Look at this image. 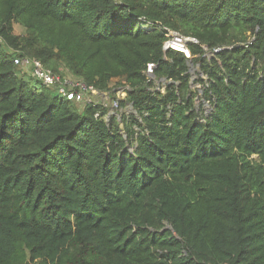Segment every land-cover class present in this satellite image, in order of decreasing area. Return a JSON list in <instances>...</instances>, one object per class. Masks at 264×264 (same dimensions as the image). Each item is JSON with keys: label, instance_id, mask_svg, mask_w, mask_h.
<instances>
[{"label": "trees", "instance_id": "16d2710c", "mask_svg": "<svg viewBox=\"0 0 264 264\" xmlns=\"http://www.w3.org/2000/svg\"><path fill=\"white\" fill-rule=\"evenodd\" d=\"M165 29L197 40L201 97ZM112 83L137 114L107 122ZM0 264H264V0H0Z\"/></svg>", "mask_w": 264, "mask_h": 264}, {"label": "built area", "instance_id": "2783aa9c", "mask_svg": "<svg viewBox=\"0 0 264 264\" xmlns=\"http://www.w3.org/2000/svg\"><path fill=\"white\" fill-rule=\"evenodd\" d=\"M145 28H153L152 23L145 24ZM166 31V42L164 43V51H178L185 54L187 58L193 59L188 44L189 43H197V40L192 38H187L177 32L172 30L165 29ZM181 44V45H180ZM217 49L214 51V54L219 52ZM15 64L24 70L29 76L37 79L43 86L55 89L58 96L66 101H72L78 104L83 105H98L99 103L94 102V96L104 95V98L108 97V93H100L93 86L85 85L81 80L70 81L61 75L55 74L51 69L47 68L40 60L33 59L29 57L16 58L14 60ZM148 76L150 79L151 73L153 72V65L148 66ZM128 87L122 88L119 92L120 99H125L127 96ZM119 100L113 102L111 108L115 111L120 110ZM107 106V102H103V104ZM96 117H99V114H96ZM107 120V117H106Z\"/></svg>", "mask_w": 264, "mask_h": 264}, {"label": "water", "instance_id": "95a60500", "mask_svg": "<svg viewBox=\"0 0 264 264\" xmlns=\"http://www.w3.org/2000/svg\"><path fill=\"white\" fill-rule=\"evenodd\" d=\"M207 56H209V57H213L214 56V52L212 53V52H210V53H208L207 54ZM194 65H193V60L191 59V58H188V69H189V72L191 73V75H192V77L194 76V67H193ZM198 67H200V64H198ZM198 73H199V75H203V73L201 72V70H198ZM151 77L153 78V79H155V76H154V74H153V72L151 73ZM157 83H158V85H159V87H158V90H161L160 88H162L163 87V89L165 88V87H167L169 84H171L172 83V81L171 80H168V79H166V78H161V79H159V80H157ZM191 86L193 87L194 86V84H193V82L191 81ZM199 92L201 93V94H203V91L202 90H199ZM198 101V100H197ZM206 106H207V109L209 110V108H208V105L206 104ZM123 114H137V112H136V110L134 109V106H133V104L132 103H128L126 106H125V108H122V109H120L119 111H115L114 109H110V114H108V116H107V122H109L110 121V119L113 117V116H115V117H117L119 120L121 119V116L123 115ZM108 125H109V123H108ZM124 136L126 137V134H124ZM167 226H166V228H165V230H171V231H173V228L170 226V225H168V224H166ZM173 233H174V235L178 238V236H177V234L173 231Z\"/></svg>", "mask_w": 264, "mask_h": 264}, {"label": "crops", "instance_id": "0c3cea01", "mask_svg": "<svg viewBox=\"0 0 264 264\" xmlns=\"http://www.w3.org/2000/svg\"><path fill=\"white\" fill-rule=\"evenodd\" d=\"M60 75L62 76V77H64V78H66V79H68V80H70V81H77V80H80L78 77H76V76H74L73 74H71L67 69H65L64 67H61L60 68ZM111 87H112V91H117V93H116V97H117V100H119L120 99V97H119V92H120V90L122 89V87H116V84L115 83H112L111 84ZM158 87H159V85H158V83H157V81H155V89L156 90H158ZM93 100H94V102H96V103H99V104H103V102H109V104H110V97H109V93H108V97H106V98H104V95H100V96H94L93 97ZM121 100V99H120ZM114 102V101H113ZM113 102L111 103V105L113 104ZM81 109H83L84 107L82 106V107H80ZM110 109H111V107H110ZM110 109H109V113L108 114H110ZM120 109H122V108H120ZM80 110V109H79ZM126 115H130V114H126ZM121 126V125H120Z\"/></svg>", "mask_w": 264, "mask_h": 264}, {"label": "rangeland", "instance_id": "374dc122", "mask_svg": "<svg viewBox=\"0 0 264 264\" xmlns=\"http://www.w3.org/2000/svg\"><path fill=\"white\" fill-rule=\"evenodd\" d=\"M14 29H15V34L21 35V36H25L26 35V29L21 24H15L14 25ZM208 53L209 52H207V54ZM207 57H209V56H207ZM209 58H212V57H209ZM192 60H193V65H194L193 66L194 67V69H193L194 70L193 71L194 72V76L191 78V81L194 84V86L192 88L194 89V91H198V94L201 97L202 94L199 92V90H202L204 92L203 86L201 84H195V82L197 81L198 77H202L204 80L207 81V77L204 74L203 75H199V73H198V70H200V67H198L199 63L197 64V63L194 62V59H192ZM160 89H161V92L164 93L166 87L164 89H163V87L160 88ZM53 92L56 93V91H53ZM121 127L123 128V124L122 123H121Z\"/></svg>", "mask_w": 264, "mask_h": 264}, {"label": "bare ground", "instance_id": "6f19581e", "mask_svg": "<svg viewBox=\"0 0 264 264\" xmlns=\"http://www.w3.org/2000/svg\"><path fill=\"white\" fill-rule=\"evenodd\" d=\"M181 45V44H180Z\"/></svg>", "mask_w": 264, "mask_h": 264}]
</instances>
